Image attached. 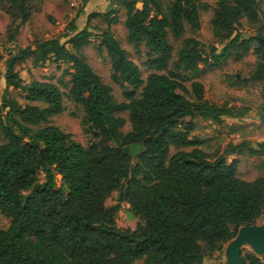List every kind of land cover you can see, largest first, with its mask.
Returning a JSON list of instances; mask_svg holds the SVG:
<instances>
[{
    "label": "trees",
    "instance_id": "16d2710c",
    "mask_svg": "<svg viewBox=\"0 0 264 264\" xmlns=\"http://www.w3.org/2000/svg\"><path fill=\"white\" fill-rule=\"evenodd\" d=\"M42 1L0 0V9L12 20L10 40L22 23L41 11ZM198 1L171 0L164 11L159 0H110L111 6L125 7L128 40L145 42L149 66L163 71L151 72L144 80L111 30H104L101 44L110 56L112 80L133 87L124 92L128 102L117 101L112 86L70 48L89 43L93 32L87 26L79 28L72 21L65 36L7 48L0 103V134L5 138L0 144V212L10 224L0 228V264H205L211 254L223 252L240 227L264 217V177H239L238 158L226 156H236L244 142H229L224 154H210L201 148L204 141L192 136L194 123L187 120L199 115L219 124L225 116L244 117L250 108L210 102L199 80L189 92L183 74L200 73L201 64L239 60L255 41L253 51L260 59L256 75L263 77L264 40L233 34L241 18L261 20L254 8L257 0H217L212 24L229 34L230 41L208 51L188 37L170 69L173 46L168 31L182 36L185 22L199 28ZM91 15H103L108 25L116 22L112 9ZM261 25L264 32V22ZM29 57L34 66L72 63L70 97L83 106L85 123L97 142L86 148L58 125L40 126L64 111L63 92L56 82L22 78L16 65ZM10 86L25 103L9 97ZM126 110L131 129L124 133L126 120L119 113ZM138 146L143 150L133 164L131 148ZM249 152L264 155V141ZM115 191L117 202L107 206ZM123 202L140 219L135 227L116 224ZM241 264L264 260L249 252L241 256Z\"/></svg>",
    "mask_w": 264,
    "mask_h": 264
},
{
    "label": "rangeland",
    "instance_id": "374dc122",
    "mask_svg": "<svg viewBox=\"0 0 264 264\" xmlns=\"http://www.w3.org/2000/svg\"><path fill=\"white\" fill-rule=\"evenodd\" d=\"M159 1L164 11H167L171 6V0ZM198 2L201 21L199 28L195 29L185 22V32L182 36L176 37L171 29L168 31V39L173 46L170 69H173V64L178 59V53L188 37H195L208 51L212 50V48L220 50L231 39L229 34L217 31L212 24L217 0H199ZM261 6L264 11V0ZM111 9L114 14L112 16L116 21L115 23L112 22L113 24L111 25H108L103 15H91L89 17L92 12L106 13ZM125 13L126 10L123 5L114 3L111 6L110 0H90L87 4H84L81 0H43L41 11L34 13L27 23H23L21 37L17 40V46L25 47L40 40L65 36L71 33L70 24L72 21H75L79 28L87 26L93 32L89 43L78 50L71 46L70 48L74 53L83 55L90 66L101 77L102 81L112 86V93L117 101L128 102V99L124 97V92L133 89V87L127 83L120 84L112 80L110 56L106 47L101 44V33L108 28L111 30L120 45L126 50L128 57L138 65L144 80L151 72H156L157 70L149 66L148 47L145 42L134 44L128 40L127 29L124 24ZM7 20L8 23L12 22L10 16L0 9V52L2 54L0 70L4 68L5 58L9 56L7 48L13 47L12 44H14L9 38L10 31H7ZM16 22L18 23L20 20L18 19ZM263 22L262 17L259 22L255 23L249 22L246 17H243L233 34L241 32L245 38L256 37ZM256 46L257 43L254 41L253 48ZM253 48L251 52L245 54L239 60L228 58L223 60L218 66L201 64L200 68L202 71L200 73L188 70L183 71L185 85L189 92H191L192 82L199 80L203 83L205 97L210 102L235 108L241 106L250 108L244 117L225 116L223 122L219 124L199 115H196L193 119L187 117V120H192L194 123L192 136L202 139L204 143L201 148L210 154H224L229 142L234 144L244 142L245 146L236 156H226L228 160L234 157L238 158V176L245 180L264 177V155H252L249 152L250 148H256L258 142L264 141V120L259 116V113H264V76L256 75L260 59L253 51ZM33 61V57H29L27 60L17 63L16 68L21 73V76L25 80L36 78L56 82L63 92L65 107L63 112L51 116L48 123L40 126L47 124L58 125L86 148L97 142L98 139L93 136L91 128L85 123L83 106L74 102L70 97L72 63L58 60L55 62L50 61L46 66H32ZM157 72L162 73L163 71ZM3 90L0 86V99ZM136 92L139 97L142 93V87L137 88ZM186 95L190 96V93ZM9 97L25 103V99L18 90L11 89ZM40 105L44 106L42 103ZM119 115L126 120L122 131L124 133L129 132L131 129L129 111H122ZM3 142H5V138L0 134V144ZM131 149L132 163L135 164L139 160L143 146L132 147ZM175 151L176 149H171V153ZM44 179V173L39 172V180L43 181ZM117 199L118 192L115 191L111 198L107 200L106 205H114ZM139 221L140 219L130 211L129 204L123 202L116 216L117 226L121 228L135 227ZM9 224L10 219L0 212V228L5 229ZM255 224H264V217L259 218ZM229 242L225 244L223 252L211 254L205 264L225 262V250ZM241 251L243 256H246L249 252L256 254L253 247L249 244L242 246ZM257 256L264 260V254ZM138 264L145 263L143 260H138Z\"/></svg>",
    "mask_w": 264,
    "mask_h": 264
},
{
    "label": "water",
    "instance_id": "95a60500",
    "mask_svg": "<svg viewBox=\"0 0 264 264\" xmlns=\"http://www.w3.org/2000/svg\"><path fill=\"white\" fill-rule=\"evenodd\" d=\"M262 3L263 0H257L254 8L264 20ZM256 37L264 40L263 26L259 28ZM259 116L264 120V113H259ZM245 244L251 245L257 255L264 254V224H252L240 227L238 233L230 240L225 250L226 261L220 262L219 264H241V249Z\"/></svg>",
    "mask_w": 264,
    "mask_h": 264
},
{
    "label": "crops",
    "instance_id": "0c3cea01",
    "mask_svg": "<svg viewBox=\"0 0 264 264\" xmlns=\"http://www.w3.org/2000/svg\"><path fill=\"white\" fill-rule=\"evenodd\" d=\"M27 22H28V21L24 22V24L27 23ZM10 23H11V22L8 23V20H7V29H8V26H9ZM24 24H23V23L21 24V26H20V28H19V30H18V32H17L15 38H14L13 40H11V42L14 43V44H12L13 46L17 45V40L20 39L19 37H21V31H22V27H23ZM29 45H30V44H29ZM25 47H26V46H25ZM1 56H2V54H1ZM7 58H8V56L5 58V60H6ZM0 60H1V57H0ZM5 60H4V61H5ZM32 66H34V65L32 64ZM5 70H6V66H5V62H4V68L0 70V86L4 89V90H3V93H4V91H5V88H4V87H6ZM20 74H21V73H20ZM22 78H23V76H22ZM23 79H24V78H23ZM33 79H36V78H33ZM24 80H25V79H24ZM31 80H32V79H31ZM31 80H25V81H26V82H30ZM38 80H40V79H38ZM11 89H14L13 86H10V87L8 88V91L10 92ZM3 93H2V95H3ZM2 95H1V99H0L1 101H2ZM0 103H1V102H0Z\"/></svg>",
    "mask_w": 264,
    "mask_h": 264
}]
</instances>
